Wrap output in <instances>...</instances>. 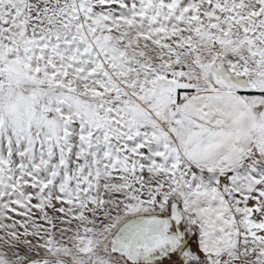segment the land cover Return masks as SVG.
Here are the masks:
<instances>
[{"label": "snow or ice", "instance_id": "obj_1", "mask_svg": "<svg viewBox=\"0 0 264 264\" xmlns=\"http://www.w3.org/2000/svg\"><path fill=\"white\" fill-rule=\"evenodd\" d=\"M0 264H264V0H0Z\"/></svg>", "mask_w": 264, "mask_h": 264}]
</instances>
